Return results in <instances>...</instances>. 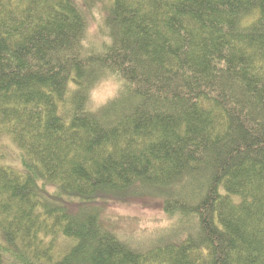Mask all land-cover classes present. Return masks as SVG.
Instances as JSON below:
<instances>
[{
	"label": "trees",
	"instance_id": "trees-1",
	"mask_svg": "<svg viewBox=\"0 0 264 264\" xmlns=\"http://www.w3.org/2000/svg\"><path fill=\"white\" fill-rule=\"evenodd\" d=\"M4 135L0 264H264V0H0ZM140 194L137 247L94 203Z\"/></svg>",
	"mask_w": 264,
	"mask_h": 264
},
{
	"label": "rangeland",
	"instance_id": "rangeland-1",
	"mask_svg": "<svg viewBox=\"0 0 264 264\" xmlns=\"http://www.w3.org/2000/svg\"><path fill=\"white\" fill-rule=\"evenodd\" d=\"M102 5L94 7L87 17L86 42H99L98 28L104 12ZM118 83L113 79L103 80L91 91L89 103L91 110H96L107 100L114 97ZM0 163L19 167V150L8 136L0 137ZM51 190V189H49ZM94 205L99 209L107 227L118 237L126 239L134 246H145L153 242L157 235L169 224L170 220L162 209L161 199L143 194L132 198H104ZM74 209L76 204H70ZM151 240V241H150Z\"/></svg>",
	"mask_w": 264,
	"mask_h": 264
}]
</instances>
